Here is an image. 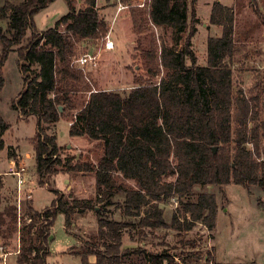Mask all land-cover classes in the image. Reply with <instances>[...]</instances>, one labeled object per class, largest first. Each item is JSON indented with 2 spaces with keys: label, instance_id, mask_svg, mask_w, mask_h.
Returning a JSON list of instances; mask_svg holds the SVG:
<instances>
[{
  "label": "trees",
  "instance_id": "16d2710c",
  "mask_svg": "<svg viewBox=\"0 0 264 264\" xmlns=\"http://www.w3.org/2000/svg\"><path fill=\"white\" fill-rule=\"evenodd\" d=\"M52 1L24 0L18 4L7 1L0 6V71L9 53L18 46L25 86L13 107L22 117L37 118L32 142L39 184L51 186L52 178L60 172L71 176L94 173L97 197L82 199L71 194L65 199L59 189L52 188L57 197L50 206L37 211L28 204L26 215L31 222L23 221L18 229V264H48L49 242L57 215L63 213L65 226L70 228L77 214L91 210H96L99 217L97 244L87 243L78 253L83 264H89L90 255L96 257L95 264H123L127 255L138 251L123 246L124 229L129 224L104 215L102 207L97 209L99 203L110 205L116 194L125 196L121 206L128 216H139L146 208L139 222L142 227L191 230L196 222L202 221L209 230H214L216 196L196 192V186L223 187L234 183L256 185L264 191V138L250 99L235 89L230 62L238 52L234 7L214 2L210 22L221 27V34L208 38L207 63L197 65L192 47L199 22L197 0H151L145 6L148 21L177 32L184 41L182 48L177 51L162 44L159 56L157 47L151 48L147 52L149 78L137 79L130 89L94 91V84L71 63L79 54L78 43L106 36L110 23L101 15L97 0H84L80 8H76L73 0H67L69 12L54 27L38 31L34 15ZM132 8H138L132 10L133 22L136 27L141 26L145 18L138 10L144 7ZM257 12L264 25V16L259 9ZM30 28V38L22 45ZM161 68L166 73L157 80ZM3 85L4 78L0 75V91ZM79 91L90 93V97L74 115L70 135L100 141L104 154L98 162L80 158L74 161L75 157L62 159L57 136L48 133L63 112L76 109L73 95ZM9 128L0 113V150L6 147L4 135ZM10 155L16 153L12 151ZM171 175L176 176L175 180L167 181L165 177ZM117 177L134 180L135 186L118 185ZM175 196L182 209L174 212L172 224L168 225L160 204ZM193 196L196 201H182ZM179 211L187 216L184 222ZM6 224L10 233L17 231L16 206L0 211V228ZM167 260L170 264L174 262L167 253L153 254L149 264H164Z\"/></svg>",
  "mask_w": 264,
  "mask_h": 264
},
{
  "label": "rangeland",
  "instance_id": "374dc122",
  "mask_svg": "<svg viewBox=\"0 0 264 264\" xmlns=\"http://www.w3.org/2000/svg\"><path fill=\"white\" fill-rule=\"evenodd\" d=\"M18 4L24 0H0V6L5 2ZM140 1V0H135ZM215 1L232 6L236 13L235 41L238 52L231 59L233 80L236 90L250 99L253 114L264 138V25L257 12L264 16V0H197L195 8L199 22L197 32L192 38V47L196 52V64L207 63V40L210 36H219L221 27L210 22L212 6ZM76 8L84 5V0H73ZM119 0H97L100 13L110 23L109 33L116 43L115 49L103 53L99 66L92 72L94 89L124 91L132 88L136 80L149 78L147 52L157 47L158 56L161 45L180 50L184 41L174 30L154 26L148 21L147 8H141L143 19L141 26H135L132 10L138 6L118 10ZM69 12L67 0H54L34 15L38 31L54 27L56 22ZM4 25H6L4 23ZM64 29V26L61 27ZM32 33L27 30L22 45H25ZM102 38V37H101ZM89 39L78 43L79 54L92 50L102 44V39ZM12 50L2 65L0 75L4 85L0 91V113L10 128L4 135L6 147L0 150V211L16 206L19 215L17 231H7V224L0 228V264H18L20 249V232L22 222L30 223L26 208L31 204L37 211H42L52 204L57 194L52 188L60 190V194L68 199L73 194L82 199H96L95 174H74L80 176L74 182L75 189H68L71 176L60 172L51 180V186L39 184L36 171V157L32 139L37 130V118L22 117L13 107V102L24 90L25 80L22 73L19 56ZM2 49L0 48V58ZM159 61H155L158 66ZM32 70L35 72L36 67ZM159 80L166 73L161 68ZM31 71H28L29 75ZM137 80V81H138ZM90 93L82 91L73 95L76 109L63 112L56 125L48 129V133L57 136V142L62 146L61 158L75 157L82 160L98 162L104 149L100 141L90 140L87 136L71 137L70 124L74 115L88 101ZM254 98V99H253ZM72 139V141H71ZM12 145H15L14 147ZM70 145V146H68ZM264 145V143H263ZM252 147L251 144H249ZM16 147V148H15ZM13 148V149H12ZM15 148V149H14ZM102 148V149H101ZM17 150L21 156L19 167L26 177V185L19 192L18 176L12 173L17 168V162L10 153ZM175 161V160H174ZM74 177V178H75ZM176 176H166L167 181H174ZM118 185L134 187V180L116 178ZM28 190H32V200H26ZM196 192L211 193L216 196L218 212L214 230H209L202 222H196L191 230H179L170 226L142 227L139 222L146 208L139 216H128L121 206L125 196L116 194L110 205L99 203L97 209L103 208L104 215L129 224L124 229L123 246L127 249H137L125 258L123 264H149L153 254L167 253L173 258V264H264V191L256 185L244 186L227 184L218 186H196ZM21 203H20V199ZM182 201H196V197H184ZM178 197H172L160 204L165 210V220L172 224L173 214L182 209ZM181 221H185L182 211L178 213ZM26 217V218H25ZM189 217V216H188ZM66 217L59 213L55 219L52 236L49 242L50 255L48 264H83L80 253L88 244H97L98 214L91 210L84 215L77 214L70 228L65 226ZM9 221V218H7ZM5 232V238L3 237ZM5 251V252H4ZM4 252V253H3ZM2 254V255H1ZM89 264L96 263V257H88ZM170 264V260L164 262Z\"/></svg>",
  "mask_w": 264,
  "mask_h": 264
},
{
  "label": "built area",
  "instance_id": "2783aa9c",
  "mask_svg": "<svg viewBox=\"0 0 264 264\" xmlns=\"http://www.w3.org/2000/svg\"><path fill=\"white\" fill-rule=\"evenodd\" d=\"M150 1L151 0H140L139 3L132 4V3H124L121 0H119L118 10L120 11L129 8L130 6L145 7L147 4L150 3ZM101 39H102L101 45H97L92 50H88L78 54L73 58L71 63V65L74 68L83 72L86 80L92 85H93L92 72L99 66L103 53L115 49L116 46V43L111 37L110 33H108L106 36L102 37ZM12 173L18 176V187L20 192V190H22L23 187L26 185V177L24 176L23 172L18 169L13 170ZM20 194L22 193L20 192ZM32 195H33L32 190H28V194L25 196V198L27 200H31ZM20 203H21V199H20ZM19 252L20 249L18 250L17 253Z\"/></svg>",
  "mask_w": 264,
  "mask_h": 264
},
{
  "label": "crops",
  "instance_id": "0c3cea01",
  "mask_svg": "<svg viewBox=\"0 0 264 264\" xmlns=\"http://www.w3.org/2000/svg\"><path fill=\"white\" fill-rule=\"evenodd\" d=\"M227 6V5H226ZM228 7H232V6H228ZM70 126H71V124H70ZM71 136V135H70ZM72 138H73V136H71ZM71 141H72V139H71ZM13 147L15 146V145H12ZM59 146H61V145H59ZM68 146H70V145H68ZM62 147V146H61ZM16 148V147H15ZM14 148V149H15ZM102 149V148H101ZM14 151V150H13ZM15 153H16V151H14ZM103 156V153H102V155H101V157ZM12 158H10V159H13V161L15 160L16 162H17V168L16 169H18L19 170V167L22 169V166H21V164H20V160H21V156H20V154H19V152H18V150H17V153H16V155H13V156H11ZM23 170V169H22ZM80 174H88L87 172H80ZM92 174H94V173H92ZM75 177V176H74ZM72 178L71 177V179H70V182H69V186H68V189H75V185H74V182H77V180L80 178V176H77V177H75V178ZM33 199V198H32ZM31 199V200H32ZM27 200V199H26ZM5 252V251H4ZM3 252V253H4ZM2 255V254H1Z\"/></svg>",
  "mask_w": 264,
  "mask_h": 264
},
{
  "label": "water",
  "instance_id": "95a60500",
  "mask_svg": "<svg viewBox=\"0 0 264 264\" xmlns=\"http://www.w3.org/2000/svg\"><path fill=\"white\" fill-rule=\"evenodd\" d=\"M61 109H62V107H61ZM216 150H217V147L214 148V151H216Z\"/></svg>",
  "mask_w": 264,
  "mask_h": 264
}]
</instances>
